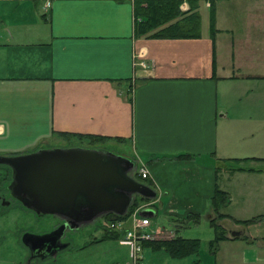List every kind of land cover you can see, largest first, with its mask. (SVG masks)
<instances>
[{"label": "crops", "instance_id": "1", "mask_svg": "<svg viewBox=\"0 0 264 264\" xmlns=\"http://www.w3.org/2000/svg\"><path fill=\"white\" fill-rule=\"evenodd\" d=\"M133 1L0 0V156L68 146L52 143L59 134L126 140L132 154H120L144 166L147 178L135 177L155 192L136 209H152L148 229L159 211L176 223L198 215L173 225L179 235L208 215L215 185L227 206L234 178L264 181V0H181V13L192 1L199 15L198 35L187 38L136 36ZM232 159L245 169L215 173ZM7 184L0 213L14 200L2 194ZM44 216L47 228L12 232L20 248H0V264H52L69 250L33 254L26 236L57 220ZM263 251L246 250L245 264H264Z\"/></svg>", "mask_w": 264, "mask_h": 264}, {"label": "rangeland", "instance_id": "2", "mask_svg": "<svg viewBox=\"0 0 264 264\" xmlns=\"http://www.w3.org/2000/svg\"><path fill=\"white\" fill-rule=\"evenodd\" d=\"M202 12L201 26L206 29L208 9L203 8ZM52 143L98 148L119 155H121L120 153L132 154L131 144L128 141L114 138H102L99 140L85 135L59 134ZM238 163L239 161H234L233 163L220 162L218 163V168L231 172L234 171V167ZM254 165L258 166L257 164ZM224 166L225 168L223 169L222 167ZM139 167L144 166L135 165L130 174L134 176ZM8 170L7 166L0 165L1 183L7 182ZM247 185L256 187V193H245L244 186L246 187ZM227 188L231 195L230 202L227 206L221 207L220 211L238 219L244 220L245 218L254 217V220L249 224H240L239 227V224H235L229 219L217 218L212 209H210L208 215L203 216L197 225L183 228L179 232L181 237L197 238L199 240V250L195 254L182 258H171L162 249L151 250L148 247L142 248L140 246L141 257L137 259L136 263L129 262L128 247L120 243V238L107 239L105 237V231H119L108 228V222L103 220L102 214L92 221L82 224L76 230L67 231L65 237L70 243L69 250L59 253L55 258L56 261L54 259L55 263L52 264H125V262H128V264H245L246 250L247 256H249L251 254V252H248L250 248H264L263 243L252 239V237L264 235V181L258 175L245 174L243 179L234 178L228 183ZM3 193L4 196L8 195L5 189H2ZM134 201L137 207L124 220L123 224L125 225L130 224L133 213L147 200L134 198ZM10 202H12L11 205L2 207L4 212L0 213V232L5 229L9 231V234L4 239L0 235V248H20L15 238L17 232L12 233L17 227H27V229L35 232V230H39V226L47 228L49 224L44 226V223H51V216L45 218L44 215H41L44 217L40 218L30 210L23 208L16 200H10ZM147 210L146 215L152 216V209L147 208ZM169 217V215H164L159 211L156 216L151 218L153 227L148 229L151 239H169L174 236L173 225L179 223L188 226L193 225L194 221L193 217H184L176 223V221L171 222ZM211 219H213L214 223L224 228L226 237H230L229 233L237 229H241V236L235 239L219 240L214 245V250L211 251L208 245V241L213 237L209 226V220ZM12 235L14 236L12 237ZM260 253L261 256H264V251Z\"/></svg>", "mask_w": 264, "mask_h": 264}, {"label": "water", "instance_id": "3", "mask_svg": "<svg viewBox=\"0 0 264 264\" xmlns=\"http://www.w3.org/2000/svg\"><path fill=\"white\" fill-rule=\"evenodd\" d=\"M0 165L9 169L6 185L10 198L36 216L54 215L70 220L76 230L99 215H122L134 198L149 200L155 192L130 174L134 162L98 148L67 146L40 148L23 154L0 156ZM147 208L139 214L145 216ZM231 237L239 231L229 233ZM42 236H46L42 239ZM31 250L42 256L62 247L56 236L37 235Z\"/></svg>", "mask_w": 264, "mask_h": 264}, {"label": "trees", "instance_id": "4", "mask_svg": "<svg viewBox=\"0 0 264 264\" xmlns=\"http://www.w3.org/2000/svg\"><path fill=\"white\" fill-rule=\"evenodd\" d=\"M181 0H134L132 5L135 22L133 25V32L138 37H155V38H187L198 35L199 30V15L193 10L194 5L190 1L189 12L181 13L178 5ZM209 27L212 35V14L210 13ZM78 135V134H76ZM80 136V135H78ZM92 138L102 139L108 138L97 135H85ZM246 159V158H243ZM224 161V160H223ZM228 161V160H225ZM231 161V160H230ZM239 161L232 159V162ZM218 166L215 167V173L218 171ZM241 166H235L234 170H243ZM248 169V168H247ZM250 169V168H249ZM136 174V172H135ZM7 183L10 180V173L8 170ZM144 180V179H141ZM228 202V197L225 191L219 189L216 185L213 194L210 198L209 205L212 212L217 218H227L235 224H249L254 220L250 219H235L226 213L220 211V208L225 206ZM137 207L134 199L127 207L125 213L122 215H114L112 213H105L102 215L104 221L124 220ZM186 217H193L197 222L199 219L196 214H187ZM209 226L212 229L213 237L208 241L209 249L214 250V245L223 239H228L225 236V230L219 224L209 220ZM105 231L107 239L121 238L122 232ZM235 238V237H233ZM142 248L148 247L151 250L162 249L171 258H182L190 254H195L199 250V240L197 238H184L179 235H174L169 239L156 240H142L140 242Z\"/></svg>", "mask_w": 264, "mask_h": 264}, {"label": "built area", "instance_id": "5", "mask_svg": "<svg viewBox=\"0 0 264 264\" xmlns=\"http://www.w3.org/2000/svg\"><path fill=\"white\" fill-rule=\"evenodd\" d=\"M138 64L144 66L142 62H139ZM136 173L139 179L147 178V171L144 167H139ZM124 220L109 221L108 228L122 232L119 241L121 244H124L128 247L129 262L136 263L137 259L141 257L140 242L142 240L151 239L148 233L150 220L149 217L142 216L137 213V211H135L131 216L129 225L123 224Z\"/></svg>", "mask_w": 264, "mask_h": 264}, {"label": "flooded vegetation", "instance_id": "6", "mask_svg": "<svg viewBox=\"0 0 264 264\" xmlns=\"http://www.w3.org/2000/svg\"><path fill=\"white\" fill-rule=\"evenodd\" d=\"M67 147V146H66ZM133 175V174H132ZM135 177V174H134ZM136 178V177H135ZM100 216V215H99ZM98 216V217H99ZM57 217V216H56ZM72 225L70 220H66L65 224H63V219L60 217H57V221L55 222V225L52 226L51 229H49L47 232H49L47 235H51V234H55L56 236V240H55V246L58 247H62V248H69V241L68 239L65 237L66 232L73 230V229H69V226ZM78 229V228H77ZM42 234V232H41ZM44 234V232H43ZM42 234V235H43ZM46 235V234H45ZM34 236H26L25 240L27 241V243H29L30 245L32 244L33 238ZM46 236H42V239H45ZM33 254L35 253L32 250ZM37 253V252H36ZM40 254V253H39Z\"/></svg>", "mask_w": 264, "mask_h": 264}]
</instances>
